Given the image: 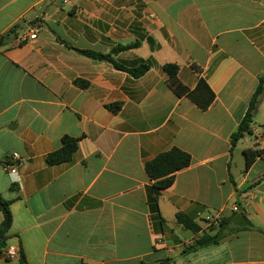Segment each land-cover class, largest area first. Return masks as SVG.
<instances>
[{"label":"crops","instance_id":"1","mask_svg":"<svg viewBox=\"0 0 264 264\" xmlns=\"http://www.w3.org/2000/svg\"><path fill=\"white\" fill-rule=\"evenodd\" d=\"M16 25L0 49V197L12 214L0 264H21V247L29 264H264V155L249 169L245 156L264 150V94L252 132L231 144L264 75V0H0V37ZM136 42L113 57L127 68L149 62L140 78L78 52ZM168 63L191 90L207 81L208 110L169 88ZM65 136L77 152L49 165ZM174 147L192 163L156 205L145 166ZM13 153L20 182L7 169ZM236 203L254 228L239 230ZM209 214L223 216L226 238L186 253L217 232Z\"/></svg>","mask_w":264,"mask_h":264},{"label":"trees","instance_id":"2","mask_svg":"<svg viewBox=\"0 0 264 264\" xmlns=\"http://www.w3.org/2000/svg\"><path fill=\"white\" fill-rule=\"evenodd\" d=\"M20 26L16 25L7 34L0 37V49L8 45L12 38H15L17 30ZM140 43L136 42L129 45H120L113 49L110 54H100L92 51H78L84 56L91 59L108 62L115 66L116 69L128 72L134 78H140L144 76L151 68L149 62H143L139 66L134 68H127L119 65L113 55L118 52L128 51L139 47ZM163 71L167 75V84L169 88L176 94V96L182 98H189L194 104H196L201 110L206 111L213 104L216 96L210 88L209 84L203 77H199L197 86L194 90L187 87L179 78L180 66L175 63H168L163 66ZM200 73V71H198ZM85 86V83H79ZM264 94V75L259 78V84L254 93L247 113L241 121L237 131L231 137L232 147H235L237 143L252 132V123L254 114L258 107L261 97ZM108 109L117 114L121 110V104L115 103L108 105ZM78 150V140L69 136L63 137L61 141V148L57 151L50 153L46 160L49 165H60L70 162L73 159L74 154ZM264 155V150H247L246 156V169H249L255 160ZM192 163V156L179 149L172 148L169 151L163 152L155 157L152 161L148 162L145 166L146 173L149 178L154 182V191L156 195L155 203L157 205L158 199L165 189L171 187L174 184L176 174L189 167ZM0 205L4 214V220L0 225V249L5 248L8 240V233L12 226V214L10 211V202L0 197ZM236 216V222L239 225V230H250L254 228V224L248 219L244 210L234 211ZM178 223L186 230L198 234L201 230L200 226L194 222L192 218L184 213L177 214ZM225 220L222 219L219 227L211 229V232L217 230L214 235L204 234L201 238H198L193 244L187 246L186 253L196 251L200 248H205L211 245L219 244L226 238L225 233ZM19 261L21 264H29L23 248L19 251ZM168 262V261H167Z\"/></svg>","mask_w":264,"mask_h":264},{"label":"built area","instance_id":"3","mask_svg":"<svg viewBox=\"0 0 264 264\" xmlns=\"http://www.w3.org/2000/svg\"><path fill=\"white\" fill-rule=\"evenodd\" d=\"M38 38V31L28 32L26 34H23L18 39L19 44L27 43L29 41L36 40ZM20 155L18 153H13L12 157L10 158L7 169L14 179V182H20V174H19V166H20ZM242 209L241 205L236 203L233 206V212L239 211ZM243 210V209H242ZM223 216L221 214H209L204 218L205 226L208 230L219 227L220 223L222 222ZM7 256L12 258H17V254L13 251H7Z\"/></svg>","mask_w":264,"mask_h":264},{"label":"rangeland","instance_id":"4","mask_svg":"<svg viewBox=\"0 0 264 264\" xmlns=\"http://www.w3.org/2000/svg\"><path fill=\"white\" fill-rule=\"evenodd\" d=\"M210 231H211V229H210Z\"/></svg>","mask_w":264,"mask_h":264}]
</instances>
